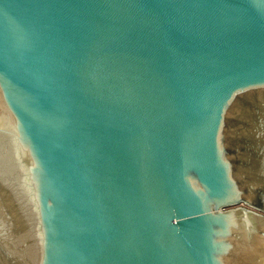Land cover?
Returning <instances> with one entry per match:
<instances>
[{"label":"water","instance_id":"1","mask_svg":"<svg viewBox=\"0 0 264 264\" xmlns=\"http://www.w3.org/2000/svg\"><path fill=\"white\" fill-rule=\"evenodd\" d=\"M0 264H264V0H0Z\"/></svg>","mask_w":264,"mask_h":264}]
</instances>
